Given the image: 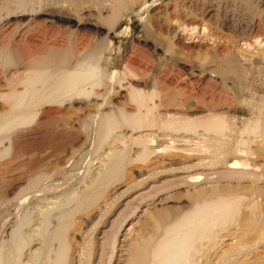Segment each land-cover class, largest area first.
Here are the masks:
<instances>
[{
	"label": "bare ground",
	"instance_id": "bare-ground-1",
	"mask_svg": "<svg viewBox=\"0 0 264 264\" xmlns=\"http://www.w3.org/2000/svg\"><path fill=\"white\" fill-rule=\"evenodd\" d=\"M66 1L76 12L75 0ZM96 1L99 5L96 17L82 18L76 17L73 11L63 13L50 5L45 6L43 0H0V179L17 171L21 174L17 179L4 180L0 186V227L7 233V238L0 242V264L23 261L24 264H68V234L73 229L76 214L85 213L97 204L104 192L122 179L125 166L133 160L146 164L152 154L162 152L169 155L167 162H171V158L183 159L184 164L179 166L182 170L218 165L247 169L252 163L246 158L256 152L264 156L262 103H250L255 109L257 107V113L253 112L252 117L236 127L234 118L227 116L223 105L219 106L212 98L206 103L199 96L190 100L183 92L185 89L181 91L190 81L205 85L215 78L213 75L243 78L246 72L241 66L238 67L240 72L237 65L249 59L247 54L202 46V54L195 51L198 55L193 60H198L202 72H193L191 80L180 74V80H172L173 84L176 82L174 85L168 82L170 77L167 78L176 70L174 67V71H162L161 76L159 70L150 69L154 64L151 55L141 49L144 54L140 55L145 59L142 64L134 55L142 48L141 43L150 49L153 42L162 45L166 41L168 53L176 52L174 46L183 47V38L177 26L171 24L173 21L179 26L206 18L236 41L245 40L251 34L261 36L264 34V0H170L160 6L156 0H142L140 6L150 8L145 18L146 40L137 39L140 48L133 47L136 52L133 54L132 48L133 51L124 56L123 48L114 45L111 35L128 33L129 26L119 32L116 30L120 21L133 13L136 1ZM180 50L178 53L183 52ZM174 58V62L179 60ZM159 61L156 63H161ZM186 64L175 68L184 72ZM153 72H159L162 78ZM189 104H194L193 111L191 108L187 111ZM72 118L75 125H70ZM179 132L201 137L191 142L181 140L191 145L179 147L183 143L174 144L180 141ZM230 133L234 134L231 139L226 137ZM80 136L83 137L82 146L99 152L102 159L90 172L86 168L88 174L83 175L79 188L72 190L73 195L69 191L72 196L65 194L64 199L55 194L62 188L57 181L64 178L63 168L48 171L42 169V164L55 152L66 148L70 149L68 158H76L81 148L78 151L73 144ZM190 152L197 156L191 158ZM235 153L242 157L228 164L227 155ZM234 175L237 177V173ZM259 176L255 175L254 179L259 180ZM254 194L255 191L245 195L230 191L201 195L187 210L162 225L161 233L147 245L146 254L139 249L133 264H197L194 257L204 248L203 242L211 246L219 241L218 237L225 236L230 243L219 250L221 254L215 264H264V211L259 208L258 197L254 198ZM243 201L247 202L243 206L246 215L242 217L241 213V220H237ZM41 203L44 209L37 212L38 207L35 208L41 221L49 224L51 211L56 210L53 213L55 222L53 229L36 228L40 237L37 242L26 238L23 227L32 221L29 205H33V209ZM10 207L14 208L13 216H9ZM12 217L13 224L5 228L6 220ZM238 225L244 227L240 232ZM5 245L8 249H4Z\"/></svg>",
	"mask_w": 264,
	"mask_h": 264
},
{
	"label": "rangeland",
	"instance_id": "rangeland-1",
	"mask_svg": "<svg viewBox=\"0 0 264 264\" xmlns=\"http://www.w3.org/2000/svg\"><path fill=\"white\" fill-rule=\"evenodd\" d=\"M132 1L137 2V3L135 2L134 4L133 13L127 17H124V19H122L118 24L116 30V32H119L126 26H129L130 29L128 30V33L123 35L121 34L111 35V40L114 43V45L123 48V52H122L123 56L133 51L134 48H137L138 50V48L142 47L137 51L136 54H134L136 50L134 49L135 51H133V54L135 56L137 55L136 57H138L139 59L138 61L141 62L142 60L140 64H142L144 62L143 60H145L142 59L143 57L140 55L141 53L144 52L145 54L147 53L152 57V61H153L152 63H154L153 64L154 66L151 64L150 69L152 71L159 70L160 72V73L153 72V75H156L157 77H161L162 71H166L168 69L172 70V67H174L173 69H176L177 71L176 70L175 71L179 73L176 74V72L172 70L174 71L173 74L171 73V75L169 74L167 76V78L170 77L169 78L170 80L168 79L169 80L168 82L171 83V85H174L176 82L174 84L172 82L174 80L175 81L180 80L182 76L187 77V80L189 79L191 80L192 79L191 76L193 72L194 74L199 73L200 71L202 72L201 66L197 64L198 60L195 61L193 60L196 59L194 57L198 55L197 54L198 52L199 54H202L203 48L208 47L209 49L210 48L214 49L220 47L221 49L223 48V50H226V52L229 51V53L233 51L235 53L237 51L244 52L249 56V59L246 61L241 60L237 65V69L239 71L240 69H242V71L246 72L243 78L235 79L230 76L221 77L219 75H213L212 78L215 77L212 80L213 82L210 81L211 80L210 79L209 83L206 84L205 82L206 86L203 84V82L194 80V82L190 81L188 86L186 85L187 87H184L183 89H181V91L185 89L183 92L184 94H188V96H190L191 98V99L189 98L190 100H192L193 96H197V97L199 96V98L204 100L206 103L208 102L209 99L211 100L212 98V100L215 103L218 102L217 104L219 106L223 105L226 114H228L227 116L229 118L231 117V119L234 118L233 120L236 127H240L244 122V120L250 118V116L252 117L253 114L255 115L257 113L256 111L257 107L255 109L253 104L262 103L260 104V106L261 108H264V34L262 35L260 34L261 36H259V34L258 36L256 34L255 35L251 34L250 36H247L245 40L236 41V39H233V37L229 36L228 33L223 31V29L211 25L210 22L206 20V18L203 19L199 18V20L196 22L197 24L185 23L186 25L179 24V26L178 23L173 21L171 24H173V26L175 27L177 26V32L180 31L178 34L179 36H181V38H183L182 39L183 47H180L178 45L181 48V50L183 49V52L179 49L178 46L177 47L174 46L173 49L177 52L176 53L173 51L178 55L177 58V55H175L173 52L168 53V51H166V47H167V44H165L166 41L163 42L162 45H159L158 43L154 44L155 42H153L152 43L153 45L151 46L153 48L150 49L142 46L141 45L142 43L140 45L137 44L136 41L137 39L146 40L145 38L146 35L144 33L145 32L144 26H145V18L147 17L150 8H145V6L144 7L140 6L142 0H132ZM169 1L170 0H156L155 3H158L157 5L160 6L166 4ZM97 3L98 1L96 0H75L76 12H74L73 9L74 7L68 4L66 0H43V4L45 6L50 5L51 8L53 9L55 8L63 13L66 12L70 13V11L71 12L73 11L72 13H76L74 14L76 17H82V18H94V16L96 17L98 11L97 7L99 6ZM93 7L96 8L94 9ZM184 25L187 27V29ZM106 27L107 26L105 25V28ZM46 36L48 37V35ZM166 38L165 40L169 41L170 38L168 39ZM154 47L156 49H154ZM141 49H143V52L141 51ZM153 49H154V53H152ZM178 50H180L181 52L179 51L180 53H178ZM188 51L191 54V56L189 55ZM195 51H197V53H195ZM138 52L140 53L138 54ZM156 54L159 58L155 57ZM172 57L173 58L176 57L174 58L175 60L179 59L180 61L182 60V62H180L179 60H178L179 62L178 61L174 62ZM186 57L189 58L190 64L188 63V59ZM168 58L170 62H167ZM158 59H160V61ZM185 59L187 61H184ZM156 61L161 62L165 66L163 67L161 63H158L160 64L159 66L156 63ZM166 63H168L169 65ZM181 63L183 64L188 63L186 64L187 67L186 69H184V72L183 70L181 71L180 69H177L180 68ZM156 67H159L160 69L163 67L162 68L163 70L161 69L160 71V69ZM238 67H240V69ZM210 69H211L210 67L209 69H206L207 73L210 72ZM175 74L176 76H174ZM173 76L176 78H174ZM179 87H182V85L177 86L176 88ZM252 100H254L255 103ZM113 101H116V99L114 98ZM186 106L183 108L185 109ZM187 107H189L186 108L188 112L190 108L191 111H193L192 108L195 109L194 104H189V106ZM184 111L186 112V110ZM262 112H264V110H262ZM262 118H264V113L262 115ZM72 119L74 121L72 120L70 122V125H75V119L74 118ZM199 132L201 131H198V134H200ZM183 133L184 132L181 133L179 132L178 134L182 135V137L177 134V137L179 138L180 141L174 142V144L176 142L183 143V145L181 144L182 146L179 145V147L188 148L191 145V144H187V142L184 143V141L181 142V140L187 141V139H189L188 141L190 140L194 141L196 139L198 140V137H201L198 134L196 135L193 134L191 135L193 137H191L190 134L187 135V133H185L186 134L185 135ZM232 135L234 136V134L230 133V135L228 134L226 137L231 139L230 136ZM194 136H196V138ZM202 136L205 137L206 135H202ZM177 137L176 139H178ZM82 143H83V137L80 136V138L78 137V139L75 140L73 144V148L78 149V151L80 150V148L81 151L83 150L82 151L83 154L80 153L81 151L76 153L75 156L76 158H68L70 149L66 148L65 150L62 151L60 150V152L58 151L55 152L54 156H52L51 158H47L46 159L47 161L45 160V162H43V164L44 163L45 164L44 165L42 164L43 167L42 169L46 168L45 170L48 169L50 170L51 168L55 169L58 167L60 169L63 168L62 170L66 174L62 173L63 172L62 171L61 172L62 177L64 178L62 179L60 178L61 180L58 179L57 181L58 184H61L62 188L60 191L58 190L55 192V194L57 193V195L63 198L66 195L67 197H69L68 195H70L69 194L70 192L73 195L74 191L72 190L74 189L76 190L77 188H79L82 178L88 174L86 173V168L87 171L90 172L99 164L100 160L102 159L99 156L100 155L99 152L95 153L91 149H90L91 151H89V147H86L88 148L87 149L88 151H85L86 148L82 146ZM252 143L255 146V143L254 142ZM252 143H250V145L252 146V149H254L255 147L252 145ZM157 144L160 145L161 143L159 144L157 142ZM185 145H189V146L186 147ZM161 153L162 152L152 154L151 155L152 157L148 159V161H146V164L145 162H141L138 160H133V162L127 164L124 168L126 169L124 170V172L126 173L123 172L124 175H122L121 177L122 179L120 180L118 179L119 181L117 180L113 185H111V187H109L104 192V195L102 196V198H100L97 204L91 206L88 209V211H86L85 213L76 214L74 219L75 224L73 226V229H71L70 233L68 234V236L70 237L69 251L67 255L68 264H133L134 262L133 257L134 256L136 257V255H138L137 252L139 253V249L140 252L142 251L143 254H146L145 249L147 245L153 242L154 239L161 233L162 225L166 224L171 217L179 214L180 212L187 210L198 197L200 198V196L205 193L214 195L216 193H226L232 191V192H238L241 195H245L248 194L249 192L255 191L256 194H254L253 197L254 198L258 197L256 199L257 202H259V206H260L259 208H261V210L264 211V204H263L264 203V156L257 155V152L252 154L248 158L244 156L248 161L256 165V167L252 166L251 164L247 169H242V168L240 169V167L230 168L229 165L227 166L218 165L217 167L216 166L196 167V168L193 167L190 169H184L185 171L182 170L183 168H179L180 165L184 164L183 159L177 160L171 158V162H167L169 159V155L167 153H165V155L164 153L162 154ZM190 154H193L190 156L191 158L197 156V153L190 152ZM98 156L99 158H97ZM240 156L241 154L239 153L227 155L226 159H228V164H230L231 160L233 161L235 159L237 160L238 158L240 159ZM160 159L163 160V163L161 162L162 160ZM170 169L173 170L171 171ZM158 172L159 174L156 175ZM236 173H237V177L239 178H237L236 175H234ZM238 174H243V175L239 176ZM253 174L254 176L252 177ZM20 175L21 174L18 171L16 173H10V175L9 174L5 175L3 178H1L2 180L0 179V186L2 185L4 180L17 179L18 177H20ZM255 175L258 176L260 175L259 180L257 181L255 180L256 179ZM61 191L62 193H59ZM66 191L68 194L65 193ZM61 194L64 195L62 196ZM61 197H57V199L58 198L60 199ZM63 198H61L60 200H62ZM256 199L254 200L256 201ZM246 203L247 202L243 201L242 206L240 208V215L238 216L237 220H239V218L241 220V218L246 215V208L243 207ZM39 204L34 205L33 209L31 208L33 205H29V207L31 206L30 217L32 218V221L27 226L23 227V232H25L26 238L37 242H40V239H38L40 237L37 234L38 233L37 231L39 229L42 231H44L45 229L46 230L53 229V223L55 222L53 218V213L56 211V210L51 211L50 222L49 224L44 225V223L41 221V218H39L38 216L39 213L37 214V212L40 211L39 209L42 208L44 209L45 205L44 203L43 204L41 203V205ZM36 207H38L37 212L35 211L37 209ZM10 208L12 209L13 207ZM10 208L8 209V213L10 212L9 216L11 215L13 216L14 208L12 210ZM31 209L34 211V213ZM241 213L243 215L242 217H241ZM7 220L6 222H8V224L5 228L10 227L11 226L10 223L13 224L14 221L13 217L8 218ZM240 225H238V229H239L238 232H240L241 228L242 229L244 228L243 226ZM36 228H38V230H36ZM231 228L232 227L230 226V230ZM33 235L35 236L37 235V238ZM6 238H7V233L5 232L4 229L0 227V242ZM217 240L219 241H217V243L215 244H211V246L207 244V242H203L204 248L200 251L199 254L197 253L194 257L195 258L194 260L197 262V264H208V262H210L209 264L216 263V260L217 258H219L218 256H220L221 251L225 249L224 247L227 248V244L230 243V239L227 236L221 239H219L218 237ZM6 246L7 245L4 246V249H8V246L7 247ZM252 259L248 261H251ZM20 264H24V261Z\"/></svg>",
	"mask_w": 264,
	"mask_h": 264
}]
</instances>
